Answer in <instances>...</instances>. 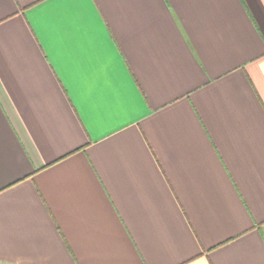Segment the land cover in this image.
<instances>
[{
    "label": "crops",
    "instance_id": "crops-1",
    "mask_svg": "<svg viewBox=\"0 0 264 264\" xmlns=\"http://www.w3.org/2000/svg\"><path fill=\"white\" fill-rule=\"evenodd\" d=\"M0 264H264V0H0Z\"/></svg>",
    "mask_w": 264,
    "mask_h": 264
},
{
    "label": "snow or ice",
    "instance_id": "snow-or-ice-1",
    "mask_svg": "<svg viewBox=\"0 0 264 264\" xmlns=\"http://www.w3.org/2000/svg\"><path fill=\"white\" fill-rule=\"evenodd\" d=\"M197 256H198V253L197 254H194L191 258L192 259H195Z\"/></svg>",
    "mask_w": 264,
    "mask_h": 264
}]
</instances>
